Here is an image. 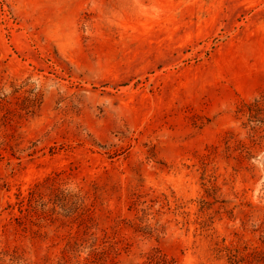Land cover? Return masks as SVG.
<instances>
[{
	"label": "rangeland",
	"instance_id": "rangeland-1",
	"mask_svg": "<svg viewBox=\"0 0 264 264\" xmlns=\"http://www.w3.org/2000/svg\"><path fill=\"white\" fill-rule=\"evenodd\" d=\"M0 264H264V0H0Z\"/></svg>",
	"mask_w": 264,
	"mask_h": 264
}]
</instances>
